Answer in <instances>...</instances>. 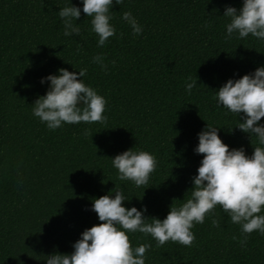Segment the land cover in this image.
Listing matches in <instances>:
<instances>
[{"label":"trees","instance_id":"1","mask_svg":"<svg viewBox=\"0 0 264 264\" xmlns=\"http://www.w3.org/2000/svg\"><path fill=\"white\" fill-rule=\"evenodd\" d=\"M65 2L0 0V264H45L46 255L70 253L81 231L99 223L92 199L114 185L130 200L126 207L144 206L146 216L163 219L171 203L183 202L173 199L188 196L202 158L193 151L196 134L205 123L222 127L218 135L230 148L252 152L247 136L232 129L236 117L214 99L228 78L264 65V42L224 39V5L239 7L242 0H123L111 21L121 35L103 48L83 12L81 36L62 35L56 11ZM123 11L143 26L140 36L133 38L120 20ZM97 53L107 72L91 62ZM72 66L87 68L83 79L105 97L107 120L50 131L30 105L46 90L41 77ZM188 76L199 84L191 95L184 90ZM132 147L158 161L141 187L118 180L110 161ZM216 218L218 228L208 218L194 225L190 248L171 241L155 247L140 233L129 239L132 246L153 245L145 264H264V235L253 232L241 248L231 239L238 226L219 208Z\"/></svg>","mask_w":264,"mask_h":264},{"label":"clouds","instance_id":"2","mask_svg":"<svg viewBox=\"0 0 264 264\" xmlns=\"http://www.w3.org/2000/svg\"><path fill=\"white\" fill-rule=\"evenodd\" d=\"M122 3L123 0H80L78 6L66 0L63 6L57 5L56 11L62 35L81 36L77 20L83 12L90 18L89 32L95 34L96 46L103 48L109 38L121 35L111 21L114 5ZM221 16L226 20L225 40L250 36L264 42V0H242L239 7L224 5ZM120 20L128 25L133 38L142 34L143 26L131 11H123ZM208 26L205 21L203 27ZM91 62L107 72L108 65L102 54L94 55ZM72 68L73 71L58 68L55 73L41 77L39 83H47L46 90L30 105L31 115L50 131L68 124L107 120L105 97L83 79L87 68ZM198 85L196 76L186 77L185 93L191 95ZM214 99L216 106L225 110V115L236 117L232 129L247 136L252 146L250 155L243 145L230 148L223 143L218 135L222 127L205 123L196 134L198 142L193 151L202 154V158L191 177V187L186 190L188 196L173 199L182 203H171L163 219L148 217L144 206L139 210L135 206L126 207L124 202L130 200L121 186L114 185L107 194L91 201L90 210L99 223L81 231L71 244L70 253L46 255L45 264H145L146 253L153 245L132 246L130 234L150 236L155 247L171 241L190 248L195 242L194 225L203 224L208 218L212 227H219L217 208L227 215L231 224L238 226L239 236L233 234L231 239L241 248L246 247L253 232L264 235V121L261 120L264 117V65L239 78H228L214 90ZM110 161L117 179L131 182L135 187L148 184L150 175L158 167L152 153L134 147L116 154Z\"/></svg>","mask_w":264,"mask_h":264}]
</instances>
